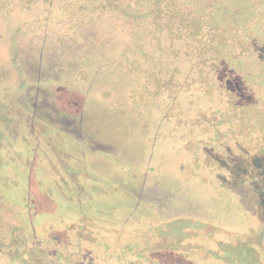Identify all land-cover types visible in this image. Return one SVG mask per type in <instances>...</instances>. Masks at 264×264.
<instances>
[{
    "label": "rangeland",
    "instance_id": "rangeland-1",
    "mask_svg": "<svg viewBox=\"0 0 264 264\" xmlns=\"http://www.w3.org/2000/svg\"><path fill=\"white\" fill-rule=\"evenodd\" d=\"M79 3L0 0V264H45L29 253L42 248L55 252L49 261L60 254L111 264L104 246H126L131 230L147 224L126 220L137 217L128 207L152 228L178 214L220 227L184 251L149 247L142 264H227L208 251L246 234L255 264H264V166L253 159L264 149V126L252 116L243 131L224 125L218 137L210 112L192 136L188 99L183 113L168 107L165 117L159 100L138 105L141 74L110 65L131 29ZM196 136L218 160L203 164L200 148L202 164L195 162L187 145ZM244 153L236 170L219 164Z\"/></svg>",
    "mask_w": 264,
    "mask_h": 264
},
{
    "label": "trees",
    "instance_id": "trees-1",
    "mask_svg": "<svg viewBox=\"0 0 264 264\" xmlns=\"http://www.w3.org/2000/svg\"><path fill=\"white\" fill-rule=\"evenodd\" d=\"M78 9L97 18L107 15L131 29L129 41L110 65L141 74L142 95L138 105L145 108L150 98L159 100L165 106V117L168 107L181 108L180 114L183 113L186 106L182 99H188L190 108L195 109L191 116L195 118L192 136L198 133L200 124L209 120L218 137L223 135L224 125L232 127L238 122L243 131L252 116L257 117L258 125L264 126V0H80ZM195 102L197 108L193 107ZM210 112L212 119H205ZM208 129L206 126L204 131ZM6 139L0 129V140ZM202 143L196 136L187 148L194 150L197 164L210 165L216 155ZM200 148L205 155L202 163ZM245 154L239 156L241 162L247 160ZM263 156L264 149L253 158L259 163ZM220 158L219 164L237 169L235 163ZM228 159L234 161L232 156ZM97 196L103 199L102 194ZM261 198L264 200V194ZM126 210L137 216L129 215L126 220L139 219L147 224L131 230L132 239L126 246H104L105 251L113 252L111 264L148 263L144 254L149 247L156 251H184L195 238L220 233L215 223L189 216L167 218L152 228L149 218L139 214L135 207ZM139 239L145 243L144 247ZM251 239L246 236L238 242L220 241L218 248L210 249L208 254L227 264H255ZM76 243L83 248L82 242ZM194 246L187 249L199 248ZM29 253L35 261L43 260L45 264H82L60 254L49 261L50 254L55 252L43 248ZM107 253L95 257L101 261L99 255L107 257Z\"/></svg>",
    "mask_w": 264,
    "mask_h": 264
},
{
    "label": "flooded vegetation",
    "instance_id": "flooded-vegetation-1",
    "mask_svg": "<svg viewBox=\"0 0 264 264\" xmlns=\"http://www.w3.org/2000/svg\"><path fill=\"white\" fill-rule=\"evenodd\" d=\"M254 159V162H255V164H260V163H262L263 164V166H264V156L263 157H260L259 158V163L257 162V159H255V158H253ZM236 160V163H235V166L236 167H238V165H239V162L240 163H242L240 160V158L239 157H236L235 159H234V161ZM264 190V189H263ZM263 190H262V193H263ZM259 192V191H258Z\"/></svg>",
    "mask_w": 264,
    "mask_h": 264
},
{
    "label": "crops",
    "instance_id": "crops-1",
    "mask_svg": "<svg viewBox=\"0 0 264 264\" xmlns=\"http://www.w3.org/2000/svg\"><path fill=\"white\" fill-rule=\"evenodd\" d=\"M184 141V140H183ZM176 216H189V217H192L191 215H185V214H178V215H176ZM176 216H174V217H176ZM170 218V217H169ZM172 218H173V216H172ZM248 237V236H250V235H248V234H246V235H241V237H240V239L239 240H241V238L242 237ZM238 240V241H239ZM220 241H233V242H238V241H234V240H223V239H221V240H218V243L220 242ZM218 245V244H217ZM217 249V248H216ZM212 250H215V249H212ZM216 259V258H215ZM218 260H220V259H218ZM224 262V261H223Z\"/></svg>",
    "mask_w": 264,
    "mask_h": 264
}]
</instances>
